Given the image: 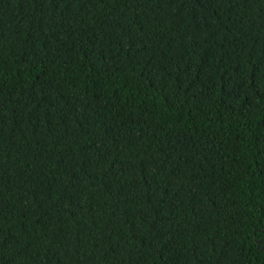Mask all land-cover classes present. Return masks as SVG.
Segmentation results:
<instances>
[{
  "label": "trees",
  "instance_id": "trees-1",
  "mask_svg": "<svg viewBox=\"0 0 264 264\" xmlns=\"http://www.w3.org/2000/svg\"><path fill=\"white\" fill-rule=\"evenodd\" d=\"M0 264H264V0H0Z\"/></svg>",
  "mask_w": 264,
  "mask_h": 264
}]
</instances>
